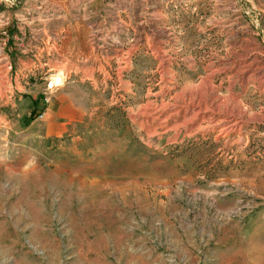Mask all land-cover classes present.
Segmentation results:
<instances>
[{
    "label": "rangeland",
    "instance_id": "1",
    "mask_svg": "<svg viewBox=\"0 0 264 264\" xmlns=\"http://www.w3.org/2000/svg\"><path fill=\"white\" fill-rule=\"evenodd\" d=\"M0 264H264V0H0Z\"/></svg>",
    "mask_w": 264,
    "mask_h": 264
},
{
    "label": "crops",
    "instance_id": "2",
    "mask_svg": "<svg viewBox=\"0 0 264 264\" xmlns=\"http://www.w3.org/2000/svg\"><path fill=\"white\" fill-rule=\"evenodd\" d=\"M63 3V2H62ZM59 6V5H58ZM58 13L60 15L58 16L60 20L56 31L54 33V37H56L58 43H60L59 47H61V44H67L68 46L72 45L73 46H80V47H85L88 48L90 45V35H91V30L89 24L86 23V25L79 24L78 22L80 21H85L83 18L82 20L79 18L81 17L80 15H75L72 17V21L70 20V13L66 12L65 10H60ZM70 18V19H69ZM77 21L78 24H74ZM45 29V28H44ZM55 30V29H54ZM21 32V31H20ZM22 37L21 41L23 42L27 37L26 33L21 32ZM52 35V33H51ZM53 36V35H52ZM47 38V36H46ZM46 43V48L49 47H54L56 41L53 39L52 44H50V40L47 38L45 39ZM5 43V41H4ZM54 58V56H53Z\"/></svg>",
    "mask_w": 264,
    "mask_h": 264
},
{
    "label": "built area",
    "instance_id": "3",
    "mask_svg": "<svg viewBox=\"0 0 264 264\" xmlns=\"http://www.w3.org/2000/svg\"><path fill=\"white\" fill-rule=\"evenodd\" d=\"M40 117H42V115Z\"/></svg>",
    "mask_w": 264,
    "mask_h": 264
}]
</instances>
